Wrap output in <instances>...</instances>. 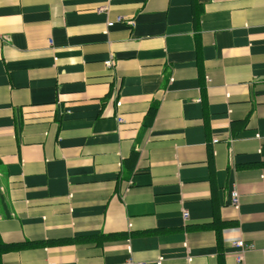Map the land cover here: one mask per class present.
<instances>
[{"label": "crops", "instance_id": "1", "mask_svg": "<svg viewBox=\"0 0 264 264\" xmlns=\"http://www.w3.org/2000/svg\"><path fill=\"white\" fill-rule=\"evenodd\" d=\"M0 245L264 264V0H0Z\"/></svg>", "mask_w": 264, "mask_h": 264}, {"label": "built area", "instance_id": "2", "mask_svg": "<svg viewBox=\"0 0 264 264\" xmlns=\"http://www.w3.org/2000/svg\"><path fill=\"white\" fill-rule=\"evenodd\" d=\"M102 9V8H101ZM100 9V10H101ZM122 20H123V18H117V21L118 22H122ZM113 25V23H107V26L108 27H110V26H112ZM107 67H109V66H111V61H106L105 63H104ZM217 141L216 140H213V143H216ZM231 205L234 207V206H236V204H237V197H238V194L235 192V191H233L232 193H231ZM187 218V213L186 212H183L182 213V219L184 220V219H186ZM232 246H234L235 248H239L241 251L237 254V256H236V262H240L241 260H242V253L244 252V251H247V250H250V249H252V245L250 244V245H248V244H244V242H242V241H237L236 243H234V244H232ZM263 255H264V252H263ZM125 264H144V263H138V262H133V261H131L130 259H127L126 260V262H125ZM156 264H160V262L159 261H157L156 262Z\"/></svg>", "mask_w": 264, "mask_h": 264}, {"label": "trees", "instance_id": "3", "mask_svg": "<svg viewBox=\"0 0 264 264\" xmlns=\"http://www.w3.org/2000/svg\"><path fill=\"white\" fill-rule=\"evenodd\" d=\"M135 159H136V156H135L134 154L131 155V162H132V163L135 162ZM131 166H132V165H131ZM221 228H222V225L219 226V225L216 223V225H215L216 233H218V232L221 230ZM3 250H6V247L0 245V253H1Z\"/></svg>", "mask_w": 264, "mask_h": 264}]
</instances>
